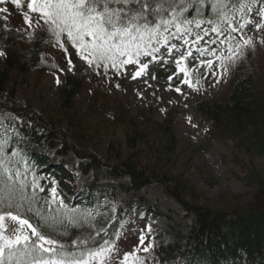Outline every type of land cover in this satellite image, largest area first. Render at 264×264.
<instances>
[{
	"label": "rangeland",
	"instance_id": "1",
	"mask_svg": "<svg viewBox=\"0 0 264 264\" xmlns=\"http://www.w3.org/2000/svg\"><path fill=\"white\" fill-rule=\"evenodd\" d=\"M27 3L28 0H20L17 7L12 0H5L0 9L8 11H0V24L26 33L40 28L52 31V26L45 23L40 13L28 9ZM262 9L264 5L257 4L251 10L236 11L230 17L227 29L208 23L192 29L181 27L180 32L177 28L172 29L167 44L162 41L154 44V47L160 48L159 52L139 58L148 67L135 79L133 76L140 70V64L119 68L89 65L62 33L45 53L44 65L49 68L48 72L31 71L22 76L13 74L10 88L15 87L19 102L30 104L45 117L54 118L69 142L94 153L103 161L120 163L131 158L141 167L159 164L163 172L184 181L195 190L200 205L204 207H217L216 204L224 196L229 199L241 197L242 204H245L251 200L256 189L247 181L249 173L243 167L242 155L231 141L209 139L211 125L194 113L193 104L226 99L229 91L227 72L243 58L247 48L253 51L264 70V18L259 14ZM24 13L28 14L30 24L25 22ZM241 24L245 26L241 28ZM257 24L261 27H256ZM213 28L218 31H213ZM173 33L176 35L171 36ZM245 40H251V44L245 45ZM3 70L2 55L0 72ZM74 71L88 72L89 81L74 100L72 108L62 111L57 102L58 89L64 78ZM92 104L110 109L122 105L132 118L137 119L138 124H141L140 116L149 110L155 122L160 124L164 111L175 109L178 116L173 123L175 149L172 159L160 162L155 154L162 136L140 131L132 140L129 129L116 125L111 115L92 110ZM19 124L20 121L13 115L1 118L0 135ZM44 156L47 161L39 165L38 172L59 164L66 172L75 169L79 163L72 155L60 159L53 152H44ZM89 182V179H78V191ZM98 182L101 193L95 195L94 203L103 200L100 207L103 216L91 226L90 234H101L118 208L125 209L127 213L105 264H123L124 255L130 252L135 253L143 264H160L151 252L158 246L180 242L194 221L180 205L165 195L164 187L160 185H152L137 193L128 192L121 189L130 185L128 178L113 180L104 171L98 173ZM41 183V195L47 209L63 207L64 197L52 175H41ZM139 233L151 236L141 243L137 239ZM144 248L148 251L145 252ZM135 257L129 258V264H135ZM90 264L99 262L92 260Z\"/></svg>",
	"mask_w": 264,
	"mask_h": 264
},
{
	"label": "trees",
	"instance_id": "2",
	"mask_svg": "<svg viewBox=\"0 0 264 264\" xmlns=\"http://www.w3.org/2000/svg\"><path fill=\"white\" fill-rule=\"evenodd\" d=\"M248 2L228 0V7L224 10L227 18H224L213 12L205 0L200 13L196 11L200 7L198 3L184 13L180 18L181 26L193 27L196 21H211L227 29L230 17L238 11L240 4ZM257 4L264 5V0H258L251 8ZM161 17L170 18L166 12H162L149 16V19L159 22ZM185 19L192 23L184 24ZM175 26H169L168 31ZM56 40V34L46 28L26 33L0 24V52L4 53V70L0 73V118L14 115L20 120L18 126L0 135V141H7L4 146L6 155L11 156L13 151L18 153L6 165L16 183L15 200L20 204L19 207L13 206L11 211L28 220L48 238L57 241V245L63 244L66 251L79 255L101 246L109 247L117 240L120 226L127 216L125 210L119 208L101 234H90V227L103 216L100 204H94L93 198L98 189V173L104 171L113 180L128 178L130 185L121 187L128 192H138L155 184L164 187L165 195L194 218L187 235L179 239L180 242L158 246L151 252L160 264H264V70L253 51L247 48L243 58L229 69L226 99L193 104L194 113L211 125L210 140L234 143L242 155L243 167L249 173L247 181L256 189L251 200L245 204H242L241 197L229 199L224 196L216 204L217 207L210 208L200 205L196 191L184 181L163 172L159 164L141 167L131 158L120 163L103 161L94 153L69 142L54 118L45 117L30 104L18 101L15 87L10 88L11 76H22L31 71L47 72L49 68L44 66L43 59ZM89 77L88 72L74 71L64 79L58 90L60 110L72 108ZM91 109L111 115L116 125L129 129L132 140L140 131L162 136L163 140L155 154L160 162L172 159L175 149L173 123L178 116L175 109L164 111L160 124L155 122L150 110L140 116L141 124H138L137 119L132 118L122 105L110 109L92 104ZM25 146H32L29 149L31 156H28L26 148L23 150ZM34 146L39 151H33ZM47 150L63 159L72 155L79 164L66 172H63L62 165L38 172L36 165L47 161L44 156ZM46 169L54 176L64 197V206L61 208L48 210L43 201L41 175ZM17 171L19 176H15ZM86 177H90L91 182L78 191L76 180ZM0 182V189L4 188L5 182L11 183L7 181L4 167H0ZM21 183L24 186L22 192L19 189ZM4 207L0 205V208ZM8 225H12V221H6ZM26 232L31 236L30 229H26ZM31 239L36 240V237L31 236Z\"/></svg>",
	"mask_w": 264,
	"mask_h": 264
},
{
	"label": "snow or ice",
	"instance_id": "3",
	"mask_svg": "<svg viewBox=\"0 0 264 264\" xmlns=\"http://www.w3.org/2000/svg\"><path fill=\"white\" fill-rule=\"evenodd\" d=\"M4 2L5 0H0V4ZM207 2L213 12L227 18V12L224 10L228 7V0ZM257 2L258 0H249L248 3H241L237 10H251V5ZM12 3L20 6V0H12ZM197 3L200 7H197L196 11L200 13L205 0H28L27 8L40 13L45 23L52 26L58 40L62 33L66 34L72 47L89 65L95 64L105 68L111 65L112 68H119L127 64H140V70L133 76L135 79L148 67L147 64L141 63L139 57L159 52L160 48L154 47V42L158 44L162 41L167 44L170 36L164 33L168 32L169 26L175 24L177 32H180V18ZM162 12H166L170 18L161 17L159 22L149 19V16ZM259 14L264 18V9ZM24 16L25 22L30 24L28 14L24 13ZM183 23L190 24L192 21L185 19ZM196 24L199 27L200 21H196ZM244 26L240 25L241 28ZM256 27L261 25L257 24ZM212 30L218 31L217 28ZM174 35L176 34H171ZM244 44H251V40H245ZM237 47L239 48V45ZM2 55L4 53L0 52V56ZM69 63L71 64V61ZM181 71L188 74L184 68H181ZM184 82L189 83L188 80ZM6 144V140L0 141V167H4L7 181L11 183L5 182L4 188L0 189V205L5 206L0 208V264H90L92 260L105 264L112 251L111 247L101 246L77 255L75 252L66 251L63 244L57 245V241L48 238L28 220L11 211L13 206L19 207L20 204L15 200L16 183L6 165L18 153L13 151L11 156H7L4 150ZM19 175L17 171L15 176ZM23 187L21 183V192ZM8 220L12 221V225L6 226ZM26 229L31 230V236H35L36 240L31 239ZM143 250L147 252L148 248ZM130 257H135V253H126L123 264H129ZM135 264H143V261L135 257Z\"/></svg>",
	"mask_w": 264,
	"mask_h": 264
},
{
	"label": "bare ground",
	"instance_id": "4",
	"mask_svg": "<svg viewBox=\"0 0 264 264\" xmlns=\"http://www.w3.org/2000/svg\"><path fill=\"white\" fill-rule=\"evenodd\" d=\"M150 236H151V234H148V233H146L145 235H143L142 233H139L137 239H138V240H141L142 238H143V239H146L147 237H150ZM143 242H144V241H143Z\"/></svg>",
	"mask_w": 264,
	"mask_h": 264
}]
</instances>
